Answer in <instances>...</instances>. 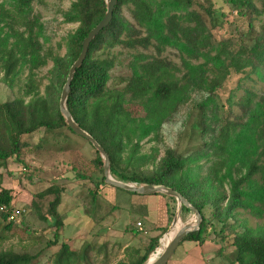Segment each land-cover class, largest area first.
I'll return each instance as SVG.
<instances>
[{
    "label": "trees",
    "instance_id": "16d2710c",
    "mask_svg": "<svg viewBox=\"0 0 264 264\" xmlns=\"http://www.w3.org/2000/svg\"><path fill=\"white\" fill-rule=\"evenodd\" d=\"M12 1L11 11H5L0 6V73L8 87H12L24 72L26 76L21 98L0 102V167L9 158L18 156L25 146L21 141L24 135H31L40 129L53 132L63 128L73 133L59 112L60 93L69 68L79 56L83 39L100 22L106 9L105 0H74L62 12V21L77 24V27L66 39L65 55L59 56L40 41L43 26L38 16H32L31 4L34 0ZM205 1L207 6L203 7V12L208 26L202 14L190 10L192 0H117L111 22L91 42L85 60L76 69L66 100V109L75 123L107 153L112 176L124 183L168 187L199 211L202 216L199 230L182 240L199 243L212 233L209 229L211 221L203 212L206 207L212 210V218L222 224L221 233L231 227L228 220L238 209L256 218L264 215V94L257 98L249 88L244 89L236 104L242 110L245 121L238 124L226 122L217 136H213L210 156L215 159L211 161L203 182L183 176L185 160L174 150H166L157 162V151L149 156L139 155L140 141L150 133L157 141L161 126L190 100L193 92L205 94L201 103L196 105L202 114L201 119L210 112L211 118L217 122L216 92L231 71L241 73L249 69V74H256L264 81V29L250 48L241 47L236 52L229 49L227 41L212 43L210 29L218 27L221 21L215 2ZM225 3L240 16L255 12L252 0H225ZM122 7L129 8L136 26L144 30V36L124 20ZM220 16L224 17V14ZM15 24L22 26L23 30L16 29ZM116 45L130 49L152 45L157 54L166 47L177 49L182 55L183 72L178 77L176 74L180 68L170 62L139 54L130 63L131 76L118 79L117 85L123 86L109 88V72L114 67V60L95 57L94 54L102 48L110 49ZM56 47L59 49L61 44ZM192 60L197 62L192 63ZM48 61L52 62V68L41 95L39 91L43 78L38 77L37 71ZM126 103L138 105L143 116H132L124 107ZM211 105L214 107L209 109ZM199 125L206 124L201 121ZM205 130L202 128L200 132L204 134ZM202 157L208 161L211 158L208 153ZM146 162L154 165L149 172L140 170ZM93 164L103 173L102 159L97 152ZM213 183L221 188L227 186L228 193H215L214 188H210ZM103 186H106L104 177L96 188L99 190ZM61 193L60 187L52 185L36 194L29 204L39 220L55 228L54 240L49 247L56 245L58 230L62 227L57 212ZM50 196L54 197L48 203L45 214H42L40 203ZM166 198L174 203L176 201L172 197ZM12 200L10 190H0V205L8 209L12 207ZM181 212L189 216L192 214L183 206ZM173 215L167 204L168 225ZM191 216L194 217L193 214ZM6 218L7 213L0 212V221L4 223L0 226L1 231H10L16 226L7 222ZM161 236L150 240L144 252L135 259L118 264H144L146 260L158 256ZM220 240L225 241L224 238ZM231 245L235 255L229 264H264V228L234 233ZM51 256V264L85 263L86 249L78 254L62 242ZM35 261L36 256L27 253L0 250V264H34Z\"/></svg>",
    "mask_w": 264,
    "mask_h": 264
},
{
    "label": "rangeland",
    "instance_id": "374dc122",
    "mask_svg": "<svg viewBox=\"0 0 264 264\" xmlns=\"http://www.w3.org/2000/svg\"><path fill=\"white\" fill-rule=\"evenodd\" d=\"M73 1L34 0L31 4L32 16H38L43 26L40 41L43 42L45 48L51 47L54 53L59 56L65 55L66 39L77 27V24H65L62 21V12L66 11ZM213 1L221 23L218 27L210 29L212 43L227 41L229 49L234 52L241 47L250 48L264 29V0H252L255 12L246 16H240L237 12L231 10L225 0ZM12 2V0H0V6L5 11H11L13 10ZM192 3L190 10L202 14L205 24L208 26V19H206L203 12V7L207 6L206 1L192 0ZM220 14H224V17H221ZM121 16L134 29L140 31L141 36L145 35L144 30L136 26L128 7L121 8ZM6 20L7 23L10 22L8 17ZM1 27H4V23H1ZM15 28L19 31L23 30V27L18 24H15ZM58 43L61 44L59 49L56 47ZM139 54L170 62L180 68V72L176 74L178 77L183 72L181 67L182 55L177 49L171 47H166L160 54L156 53L152 45L147 48L137 46L134 49L126 48L123 45H116L110 49L102 48L95 52L94 56L114 60V67L109 72V88L123 86L117 85L118 79L131 76L130 63L133 57ZM196 62L192 60V63ZM198 62H201V60ZM51 68L52 62L48 61L43 68L37 71L38 77L43 78L39 91L41 95L44 87L48 84ZM262 74H264V70ZM25 76L26 72L20 75V78L12 87H8L3 83L2 74L0 73V102H7L22 97V86L25 82ZM248 88L258 98L264 94V81L256 74H249V69H245L241 73L230 72L221 88L216 92L217 122L211 118L210 112L206 113L207 117H204L203 120L201 119L202 114L196 105L201 103V100L205 98V94L193 92L190 100L180 106L161 126L160 131H158L157 141L154 140L153 133H150V135L140 141L139 155L149 156L157 151V162L164 156L166 150H174L177 155L185 160L183 170L185 173L183 176L189 180L203 182L208 175V167L211 161L215 159L210 156L212 151L210 145L213 136H217L226 122L238 124L241 121H245V117H242V110L236 103L244 94V89ZM124 107L134 117L143 116V112L138 105L126 103ZM213 107L211 105L209 109ZM201 121L206 125L200 126L199 122ZM202 128H206L204 134L200 132ZM135 140L136 138H134ZM21 141L25 146L18 153V156L9 158L0 167V190H10L13 196L11 206L19 207L24 205L27 212L21 217L20 223L15 224L16 226L10 231H1L0 227V234L3 236L0 239V250H12L16 253H27L31 256H36L34 264H51V251L54 248L49 247V244L53 242V235L56 232L55 228L39 220L35 212L30 209L29 204L36 194L52 185H56L62 190L60 194L61 203L57 212L65 219L63 243H67L69 238H72L77 231L82 229L84 225L79 221V218H82L84 214L86 218L94 222V228L89 231L92 234L90 237L87 236V238L83 239L85 235L83 229L81 230V237L77 240L75 238L73 246L78 251L86 249V261L82 264H118L122 262L124 260V246L121 240L122 236L118 237V235L122 234V231L119 229L118 231L111 230L109 234L112 236V240L106 242L100 241L97 235L100 232L98 227L100 224L99 218L105 217L106 219L108 217L103 212L106 211L107 205L113 204L114 199L109 193L102 196L101 190L96 188V184H99L103 178V173L98 171L93 164L96 152L93 147L86 140L71 133L66 128L53 132L40 129L31 135L22 136ZM205 153H208L209 157H211L209 161L207 158L202 157ZM153 168L154 165L150 162L140 166V170L143 172H149ZM112 177L117 180L114 176ZM103 187L107 188L108 185ZM211 187L214 188L213 191L215 193H228L227 186L221 188L217 183H213ZM53 197H46L40 203L42 214H45L47 205ZM105 202L107 205H105ZM99 203L105 207L101 212L97 211L98 207H95ZM170 203L169 206L173 210L174 218L176 216L177 203L176 201L175 203L170 201ZM211 211L210 207H206L203 211L206 219L211 221L209 229L211 228L210 232L212 233L208 238L218 240V242H221V238L225 239L224 242H221L223 248L222 256H217L211 263H232L235 255L234 248L231 245L233 234L242 233L245 229L258 230L264 228V215L256 218L247 211L238 209L234 216L228 220V226L231 227L221 233L222 224L212 218ZM179 212L183 218L188 215L185 212H181V207ZM180 215L178 223L174 227L175 232L185 225L194 226L195 216L190 215L187 219L182 220ZM2 224L4 225L0 221V226ZM21 224L24 225L22 226ZM232 228L233 231L231 230ZM25 231H29V233ZM231 231L233 232L232 234H230ZM94 232L95 234H93ZM165 233L159 239V247ZM151 234L153 235V232ZM59 240L61 241V238L58 239V242ZM102 244H105V248L98 252ZM133 244L137 248L143 249L148 243L137 240ZM156 257L148 261H152Z\"/></svg>",
    "mask_w": 264,
    "mask_h": 264
},
{
    "label": "crops",
    "instance_id": "0c3cea01",
    "mask_svg": "<svg viewBox=\"0 0 264 264\" xmlns=\"http://www.w3.org/2000/svg\"><path fill=\"white\" fill-rule=\"evenodd\" d=\"M100 190L102 196H104L106 193L111 194L114 201L113 204L109 206L105 202L107 208L103 213L108 217H106V219L105 217L99 218L100 224L98 227L100 232L97 233V235L99 236L98 238L100 241L106 242L108 240H112V236L109 234L111 230L118 231L119 229L122 231V234L118 235V237L122 236L121 240L124 246V260H122V262L128 263L129 261L135 259L138 255H141L149 244L150 240L160 237L164 230L167 231L170 228L171 223L168 225L166 206L167 204L171 203L164 194L142 195L131 193L109 185L107 188L100 187ZM101 200L103 201V199ZM19 207L25 206L21 205ZM95 207H98L97 211L99 212L105 208L104 205H100V203ZM92 211H94V209H92ZM188 216L189 215L183 218L180 215L182 220L187 219ZM79 219V221H81V223L84 225L83 227H86H82L81 229H84L85 232L83 239L87 238V236L90 237L92 234H90L89 231L93 230L94 222L91 219L86 218L84 214L82 215V218ZM61 220L63 226L58 233L59 235L57 237L56 245L52 246L54 250L51 251V255L58 250L59 245L63 242L65 219L61 216ZM137 223H140L141 225L138 227ZM81 230L77 231L76 234L72 238H69L67 242V245L70 247V249L78 254H80V252L83 250L78 251V249H76L73 244L75 238L77 240L81 237ZM151 232H153V235ZM93 234H95V232ZM59 238H61V241L59 240L58 242ZM137 240L145 241L148 244L143 249L137 248L133 244V242ZM104 246L105 244H102V247L98 250V252L104 250ZM222 251L223 248L221 242L215 241L214 239L208 238L201 243L185 240L179 243L166 264H212L211 262L214 258L217 256H222Z\"/></svg>",
    "mask_w": 264,
    "mask_h": 264
},
{
    "label": "water",
    "instance_id": "95a60500",
    "mask_svg": "<svg viewBox=\"0 0 264 264\" xmlns=\"http://www.w3.org/2000/svg\"><path fill=\"white\" fill-rule=\"evenodd\" d=\"M117 0H105V13L100 22L86 35L81 44V50L77 59L73 62L71 67L68 70V74L65 80V83L62 87L58 108L61 116L64 119L67 127L77 136L86 140L93 149L99 154L102 159V169H103V177L104 183L106 185L119 188L131 193L142 194V195H150V194H164L165 196L172 197L176 200L177 203V211L176 216L179 213V208L181 206L189 209L192 214L195 216V223L193 227H184L176 235L171 239V241L167 244V246L163 249L160 256L149 262L146 260L144 264H166L171 255L173 254L176 247L183 240L185 236L190 233L196 232L199 230V226L202 220V216L199 211L193 207L182 195L177 193L176 191L165 187V186H152V185H136L133 183H124L118 180H115L110 174V163L109 157L107 153L99 146V144L95 141L93 137H91L88 133L83 131L73 120L71 114L66 109V100L68 97V93L70 90L71 82L74 76L76 69H78L83 61L85 60L86 54L88 52V48L94 38L104 29L106 28L112 20L113 11L116 6ZM176 216L173 218L170 227L174 226L176 223ZM169 230V229H168ZM167 230V231H168ZM167 233V232H166ZM163 236V235H162Z\"/></svg>",
    "mask_w": 264,
    "mask_h": 264
},
{
    "label": "built area",
    "instance_id": "2783aa9c",
    "mask_svg": "<svg viewBox=\"0 0 264 264\" xmlns=\"http://www.w3.org/2000/svg\"><path fill=\"white\" fill-rule=\"evenodd\" d=\"M0 212H4L7 213V218L6 221L7 222H11L14 224H19L21 217L25 214L26 209L24 207H10V208H6L3 205H0ZM141 224L137 223V226L139 227Z\"/></svg>",
    "mask_w": 264,
    "mask_h": 264
},
{
    "label": "bare ground",
    "instance_id": "6f19581e",
    "mask_svg": "<svg viewBox=\"0 0 264 264\" xmlns=\"http://www.w3.org/2000/svg\"><path fill=\"white\" fill-rule=\"evenodd\" d=\"M178 216H179V213L176 216V223L178 220ZM176 223H175V225H176ZM175 225L170 227L169 230L167 231V233H165L164 240L160 244V254L162 253L163 249L167 246V244L171 241V239L176 235L177 232H179L184 227H193L190 224L185 225L182 228H180L177 232H174ZM160 254L156 257V259L160 256ZM156 259H154V260H156ZM154 260H152V261H154ZM152 261H149V262H152Z\"/></svg>",
    "mask_w": 264,
    "mask_h": 264
}]
</instances>
